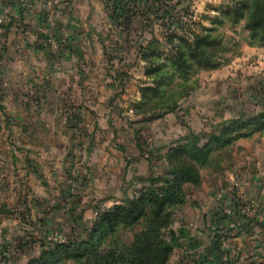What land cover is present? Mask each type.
<instances>
[{
    "label": "crops",
    "instance_id": "1",
    "mask_svg": "<svg viewBox=\"0 0 264 264\" xmlns=\"http://www.w3.org/2000/svg\"><path fill=\"white\" fill-rule=\"evenodd\" d=\"M106 3L0 0V15L5 25L10 23L0 27V209L14 214L20 210L36 220L38 238L50 237L47 227L61 207L70 220L76 219L74 211L85 198L97 204L94 208L111 207L121 201L117 194L126 180L134 194L139 179L152 174L147 156L157 150L149 153L150 147L136 135L132 105L146 80L138 48L159 34L144 27L139 16L128 29L116 27ZM262 69L264 46H244L226 66L202 71L206 82L174 114L194 116L208 104H221L228 97L237 103L244 96L254 110L264 109V78L240 93L229 87L230 77ZM195 97L200 102L195 104ZM226 110L231 112V107ZM238 113L232 110L234 116ZM190 125L196 132L206 128ZM227 149L243 164L223 172H244L243 193L254 206L251 215L258 216V209L264 221V132ZM223 193L232 198L230 191Z\"/></svg>",
    "mask_w": 264,
    "mask_h": 264
},
{
    "label": "trees",
    "instance_id": "2",
    "mask_svg": "<svg viewBox=\"0 0 264 264\" xmlns=\"http://www.w3.org/2000/svg\"><path fill=\"white\" fill-rule=\"evenodd\" d=\"M169 1L144 0L143 25L146 28L154 25V20L148 19L147 14L153 13L156 19H161L169 13V8L172 13L167 34L162 35V39L153 36L146 46L138 48L139 56L145 62L146 80L139 86L140 99L132 105L133 114L138 117L135 122L161 119L167 113L180 110V100L195 89L190 78L196 71L217 69L222 65L216 60L222 45V38L214 34L216 27H203L201 32L190 29V25L179 18L181 15L173 14L176 4ZM219 9L232 24L244 20L251 41L249 46H264V0H229ZM119 16L124 17L122 27L128 29L137 12L116 1L112 17L117 19ZM210 20L212 25L222 23L218 16ZM7 25L3 23L0 27ZM135 131L139 135L138 130ZM259 132H264V109L242 110L229 119L212 124L208 132L199 133L188 128L187 133L176 138L163 155L157 156L167 164L163 174H150L139 179L141 186L131 197L111 207L98 208L84 234H72L63 239L47 235L36 240L29 238L33 241H27L19 248L23 250L32 242H36L38 248L35 254L28 255L25 264H62L66 261L75 264H168L174 250L183 247L185 242L190 249L201 247L183 223L177 230L172 228L174 209L188 201L185 186L200 184L202 169L213 166L217 153L237 140ZM151 158L149 154L150 165ZM230 202L227 205L230 213L226 214L221 208L207 226L209 243L197 254L202 264H234L231 250L223 245L225 241L252 235L256 226L264 230V221L242 211L240 196L232 193ZM73 210H69L71 214ZM1 213L14 214L5 208L0 209ZM19 215L26 214L19 212ZM81 219L79 214L75 221ZM232 221L237 226L230 227ZM124 229L132 233L130 241L121 237L120 232ZM7 248L0 250V264H8Z\"/></svg>",
    "mask_w": 264,
    "mask_h": 264
},
{
    "label": "rangeland",
    "instance_id": "3",
    "mask_svg": "<svg viewBox=\"0 0 264 264\" xmlns=\"http://www.w3.org/2000/svg\"><path fill=\"white\" fill-rule=\"evenodd\" d=\"M181 1L182 0H174L176 4L174 14L177 17L181 15L179 18H181L184 23L189 24L190 29L201 32L203 27H216L214 34L222 38L221 50L216 58V60L222 63L220 67L231 63L232 60L242 53V48L244 46H249L248 43L251 41L248 37V31L244 28V20L232 24L220 13L219 7L228 4L229 0H188L185 7H182ZM190 13H192V16H189ZM216 16L221 17L222 23L212 25L210 19L214 20ZM154 28L157 29L159 39H161L162 35L164 36L167 34V32L164 31V27L154 25ZM202 71L208 70H198L196 74L190 78L191 81H193L194 90H198L203 81L206 82V79L200 77ZM230 78L232 80L230 81L231 85L229 87H233L234 90L240 93L244 87L264 78V69L256 72L249 71L241 73V76L234 75ZM197 102L200 101H197L195 97L194 103L196 104ZM188 104H190L188 99L184 98L180 100V106L185 107L188 106ZM221 104L220 102L208 104L206 109H198V111L202 113L197 112L194 116L183 113L179 115L167 113L169 116L166 117L165 115L161 119L153 121H134L137 123L136 130L139 132L140 139L148 148L150 147L149 153H151L150 151H152V148L157 150L155 154L152 155L151 153L152 174L158 175L164 173L167 164L164 160L157 159V156L163 155L169 145L176 138L182 136L180 132L183 131L184 134H186L188 128L195 131L191 128L190 124H194L198 127L205 124L204 127L206 128L197 132H208L212 124L234 116L232 110L235 113L242 110L254 111L253 103L245 98V96L240 100L238 99L237 103H234V101L230 100L228 97L227 100L221 102ZM229 106L231 107V112L226 110ZM184 107H182V109ZM175 121L181 123L176 124ZM238 161L241 163H238ZM242 162L243 160H241L240 156L236 158L234 153H231L230 150H222L215 155V162L212 167L202 169L201 182L199 185L193 186L188 184L185 186L188 201L184 205L174 209L173 217L175 221L172 228L177 230L183 223L187 230H189V233L195 236L196 242L199 243L201 247L190 249L185 242L183 247H178L174 250L168 264H202L197 254L209 243L207 225L211 223L210 220L208 223L205 222L203 218L206 217L210 219L216 216V213L219 214L221 208H224L225 213L229 214L226 205H229L231 198H228L227 195L223 196L225 190L230 191L231 195L233 192V195L240 196L242 200L241 205L243 206L242 211L249 215L253 213L254 210L252 209L254 206L251 202L252 200L247 193H243L247 186V179L242 175L244 172H223L226 169H230L231 171L237 170V168L242 166ZM219 163L221 164L219 165ZM128 184L129 181L126 180L123 185L124 189L117 194L118 199L123 200L125 197L133 195V190L135 188L130 187ZM92 206L95 207L97 204L92 203L88 198L83 199V203L74 211L75 217L79 214L82 215L81 221L78 220L77 222H75L74 218H72L73 221L70 220L68 214L67 217H65L67 209L65 210L64 207H61L60 210H57V212H59L57 216L55 215L57 212H54V223L47 227L49 230L47 232L48 235L61 239V237L66 235L84 234L85 227L91 224L89 223L91 218L94 219L97 215V208H105H94ZM255 211L257 212L256 214L260 216L258 209ZM19 212L20 210L15 212L12 217L0 216V250H2V247H8L7 252H5L8 264H25L28 255L35 254L38 248L36 242H32L30 245L28 244L23 250L19 248L20 245L25 244L27 241H33L29 238L33 237V239L36 240L38 238L37 236L40 234L37 230L38 224L33 223L36 222V220L30 219L26 215H19ZM261 214V217L264 218L263 212ZM231 223H234V221L230 222V224ZM41 229L43 231L44 228L41 227ZM224 229H226V227ZM232 234H234V232H232ZM120 235L126 241H130L132 238V233L127 229L122 230ZM263 237L261 229L256 226L252 235L229 238L223 245L225 248L231 250V259L234 260V264H264ZM34 245L37 246L35 247ZM62 264L75 263L66 261Z\"/></svg>",
    "mask_w": 264,
    "mask_h": 264
},
{
    "label": "built area",
    "instance_id": "4",
    "mask_svg": "<svg viewBox=\"0 0 264 264\" xmlns=\"http://www.w3.org/2000/svg\"><path fill=\"white\" fill-rule=\"evenodd\" d=\"M116 1L119 2L121 4V6L125 7L126 9H132V10L136 11L137 16L142 17V18L144 17V15H143L144 14V12H143L144 0H107L106 7L109 11L110 19H111L112 23L116 27L122 26L123 21H124L123 16H119L117 19H113V17H112L113 16V8H114V4ZM169 3L172 5L175 4L174 0H170ZM168 11H169V13L165 14L161 19H156V15L153 13L147 14V17H148V19L154 20V25L164 27V31H166L167 26L170 24V21H171V17L169 18V16H170V12L172 13V9L169 8ZM174 13H175V9L173 10V14ZM3 23H4V16L0 15V25ZM154 25L151 27L152 29H154ZM227 212L230 213V210L228 209Z\"/></svg>",
    "mask_w": 264,
    "mask_h": 264
},
{
    "label": "water",
    "instance_id": "5",
    "mask_svg": "<svg viewBox=\"0 0 264 264\" xmlns=\"http://www.w3.org/2000/svg\"><path fill=\"white\" fill-rule=\"evenodd\" d=\"M188 2V0H182L181 1V5H182V7H185V4Z\"/></svg>",
    "mask_w": 264,
    "mask_h": 264
}]
</instances>
